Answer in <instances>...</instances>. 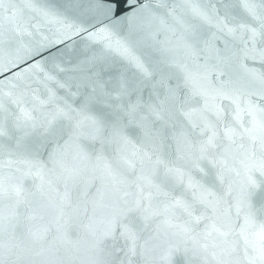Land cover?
I'll list each match as a JSON object with an SVG mask.
<instances>
[{
	"label": "snow or ice",
	"instance_id": "1",
	"mask_svg": "<svg viewBox=\"0 0 264 264\" xmlns=\"http://www.w3.org/2000/svg\"><path fill=\"white\" fill-rule=\"evenodd\" d=\"M0 264H264V0H0Z\"/></svg>",
	"mask_w": 264,
	"mask_h": 264
}]
</instances>
